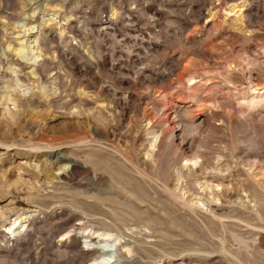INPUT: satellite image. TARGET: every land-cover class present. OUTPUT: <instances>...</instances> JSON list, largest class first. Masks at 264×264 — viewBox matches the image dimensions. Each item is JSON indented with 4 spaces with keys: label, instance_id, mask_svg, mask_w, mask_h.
Masks as SVG:
<instances>
[{
    "label": "rangeland",
    "instance_id": "rangeland-1",
    "mask_svg": "<svg viewBox=\"0 0 264 264\" xmlns=\"http://www.w3.org/2000/svg\"><path fill=\"white\" fill-rule=\"evenodd\" d=\"M82 230L264 264V0H0V264L99 260Z\"/></svg>",
    "mask_w": 264,
    "mask_h": 264
},
{
    "label": "bare ground",
    "instance_id": "bare-ground-1",
    "mask_svg": "<svg viewBox=\"0 0 264 264\" xmlns=\"http://www.w3.org/2000/svg\"><path fill=\"white\" fill-rule=\"evenodd\" d=\"M29 21V20H28ZM31 23V22H30ZM36 24V23H35ZM28 25V28H27V31H29L30 29H34L35 27H37V26H29V23L27 24ZM24 28H25V26H23ZM38 28V27H37ZM37 31H38V29H37ZM24 32V31H23ZM36 37V36H35ZM33 38V40H32V43L34 42V43H36V41H37V38ZM17 39L18 38H14V39H11L12 41H14V42H16V47H15V50H18L19 49V47H20V43H18L17 42ZM10 44H8V48H10ZM12 51V50H11ZM19 53V52H18ZM20 53H21V51H20ZM13 89V88H12ZM255 89V88H254ZM11 98V97H10ZM260 98V97H259ZM13 99V98H12ZM11 99V100H12ZM14 100V99H13ZM261 100L260 99H255V98H251V99H248L247 101H245L244 102V106H245V108L246 109H250V108H253V107H255L259 102H260ZM15 105V104H14ZM16 106V105H15ZM21 107V106H20ZM9 111H7V113L6 114H9L8 113ZM11 114V113H10ZM13 115L11 114V116L10 117H12ZM154 145V142H151V144H149V147H151V146H153ZM197 159H198V156H196V157H193L192 159H186V164H184L183 165V167H185L186 169H188V170H190L192 167H194L195 165H197ZM58 160V163L59 162H68L69 160L68 159H66V158H63V157H60V158H58L57 159ZM56 160V161H57ZM64 163V164H65ZM62 166V165H61ZM57 169L55 170V171H58V173H59V170H61L62 168L61 167H56ZM61 168V169H60ZM60 174V173H59ZM62 174V173H61ZM59 176V175H58ZM63 176V175H62ZM57 177V176H56ZM59 177H61V175L59 176ZM58 177V178H59ZM63 178V177H62ZM178 178H179V176H178ZM61 179V178H60ZM216 186H217V184H216ZM201 187V191L202 190H204V189H206V188H210V186H208L207 185V183L205 182L203 185H201L200 186ZM216 188V187H215ZM206 190H208V189H206ZM217 194H212V195H210V199L209 200H207V201H216L217 200ZM193 201V200H192ZM197 201H200V199H196L195 200V204H197ZM27 217V216H26ZM25 218H23L22 216H19V217H17L16 216V218H14L10 223H9V225H8V228H7V231L8 232H10V233H13L14 231H12V229L14 228V226L16 225V224H18L17 225V228H21L22 226H23V220H24ZM81 235H82V237H83V239H84V247H85V249H91V247H93L94 246V248L95 247H100L99 248V250H101V253H100V255H99V260H97V259H94L92 262H90V263H88V264H104V263H106V262H108V261H110V258H111V254H110V251H109V249L113 246V245H115V244H117V243H119V241H120V239H119V237H114L113 239H112V241H108L109 240V238H110V234H108V233H104V232H96V231H84V230H82L81 232ZM89 236H88V235ZM91 238V239H94L95 240V242H92V243H87L86 242V238ZM88 242H90V240L88 241ZM90 247V248H89Z\"/></svg>",
    "mask_w": 264,
    "mask_h": 264
}]
</instances>
